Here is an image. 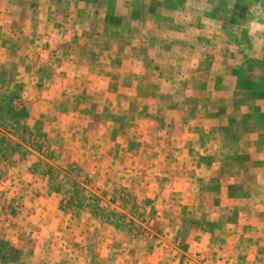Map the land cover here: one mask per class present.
I'll use <instances>...</instances> for the list:
<instances>
[{
  "label": "rangeland",
  "instance_id": "1",
  "mask_svg": "<svg viewBox=\"0 0 264 264\" xmlns=\"http://www.w3.org/2000/svg\"><path fill=\"white\" fill-rule=\"evenodd\" d=\"M0 264H264V0H0Z\"/></svg>",
  "mask_w": 264,
  "mask_h": 264
}]
</instances>
